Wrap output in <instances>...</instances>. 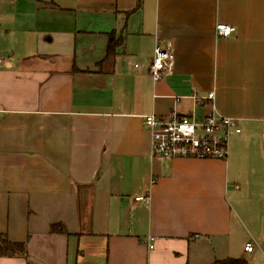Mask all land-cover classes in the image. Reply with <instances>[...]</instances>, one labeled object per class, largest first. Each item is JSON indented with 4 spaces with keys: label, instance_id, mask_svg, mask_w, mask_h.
<instances>
[{
    "label": "crops",
    "instance_id": "obj_1",
    "mask_svg": "<svg viewBox=\"0 0 264 264\" xmlns=\"http://www.w3.org/2000/svg\"><path fill=\"white\" fill-rule=\"evenodd\" d=\"M0 59V247L26 249L0 264H214L240 259L239 232L264 243V0H0ZM212 92L242 131L228 159L154 157L144 117L203 118Z\"/></svg>",
    "mask_w": 264,
    "mask_h": 264
},
{
    "label": "built area",
    "instance_id": "obj_2",
    "mask_svg": "<svg viewBox=\"0 0 264 264\" xmlns=\"http://www.w3.org/2000/svg\"><path fill=\"white\" fill-rule=\"evenodd\" d=\"M237 31L236 27L218 24L215 34L220 39H228ZM174 60V54L157 45L151 65L148 69L155 81H159L161 74L169 70ZM3 60L0 59V65ZM195 100L200 99L196 94ZM212 101L211 112L203 118L194 115L173 113L168 119H162L154 114L145 116L143 123L150 132L152 155L164 160L198 159L221 160L228 159L230 154V140L233 134H241V129L235 119L219 114L214 105L215 93L207 96ZM137 202L149 201V197H138ZM151 242L153 239H150ZM153 249V246H150ZM245 251H254L251 243Z\"/></svg>",
    "mask_w": 264,
    "mask_h": 264
},
{
    "label": "rangeland",
    "instance_id": "obj_3",
    "mask_svg": "<svg viewBox=\"0 0 264 264\" xmlns=\"http://www.w3.org/2000/svg\"><path fill=\"white\" fill-rule=\"evenodd\" d=\"M10 13L12 14V11H10ZM249 242L253 244L255 252L251 255L247 254L243 256L242 250L244 248V245ZM233 244L235 250V258L244 257V259H246L250 264H264V243H261L256 235H253L252 233H249L247 231L239 232V235L236 239H234ZM92 249L98 251V249L101 250L102 248L95 247ZM82 251L88 254L90 252L88 245H84Z\"/></svg>",
    "mask_w": 264,
    "mask_h": 264
},
{
    "label": "trees",
    "instance_id": "obj_4",
    "mask_svg": "<svg viewBox=\"0 0 264 264\" xmlns=\"http://www.w3.org/2000/svg\"><path fill=\"white\" fill-rule=\"evenodd\" d=\"M122 39L114 36V33L111 35L108 47H107V57L114 55L116 48L121 44ZM4 246L0 247V254L10 255L11 253H24L26 252L25 245L20 243H11L4 239ZM214 264H250L246 259H226L222 261H216Z\"/></svg>",
    "mask_w": 264,
    "mask_h": 264
}]
</instances>
